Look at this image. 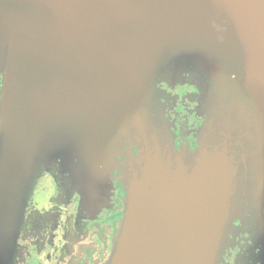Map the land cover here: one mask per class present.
<instances>
[{"label": "water", "instance_id": "obj_1", "mask_svg": "<svg viewBox=\"0 0 264 264\" xmlns=\"http://www.w3.org/2000/svg\"><path fill=\"white\" fill-rule=\"evenodd\" d=\"M163 80L203 94L189 164L156 139ZM1 83L0 264L40 175L95 209L132 144L107 264H220L238 219L264 240V0H0Z\"/></svg>", "mask_w": 264, "mask_h": 264}, {"label": "flooded vegetation", "instance_id": "obj_2", "mask_svg": "<svg viewBox=\"0 0 264 264\" xmlns=\"http://www.w3.org/2000/svg\"><path fill=\"white\" fill-rule=\"evenodd\" d=\"M163 126L156 133L160 148L182 162L192 163L201 147L202 127H207L198 92L188 84L160 82ZM142 165L136 144L117 157L109 178V191L101 194L95 209L84 205L82 192L61 184L45 172L36 181L21 217V229L10 264H103L123 218L128 181ZM230 244L220 264H264V240L254 237L247 222L234 224Z\"/></svg>", "mask_w": 264, "mask_h": 264}, {"label": "rangeland", "instance_id": "obj_3", "mask_svg": "<svg viewBox=\"0 0 264 264\" xmlns=\"http://www.w3.org/2000/svg\"><path fill=\"white\" fill-rule=\"evenodd\" d=\"M162 82H166V81H162ZM176 84H188V85H191V86H193V87H195L196 88V90H197V92H198V96H199V103L202 105V96H203V94H202V92H201V88H199L197 85H196V83L194 82V81H183V82H177ZM1 86H3V83H1L0 84ZM160 91V90H159ZM204 92V91H203ZM160 96H162V92H160ZM202 98V99H201ZM162 128H165V126H161ZM202 130H201V132L205 129V127H202L201 128ZM121 155V154H120ZM119 155V156H120ZM116 168H117V165H116V167H115V169L114 170H116ZM114 172V171H113ZM113 174V173H112ZM37 181V180H36ZM36 185V184H35ZM126 198H127V194H126ZM125 207H126V199H125V205H124V212H125ZM124 212H123V215H124ZM238 217H240V216H238ZM237 217V218H238ZM247 219V218H246ZM245 219V220H246ZM245 220H240V219H238L235 223H237V222H239L240 224H244V221ZM234 223V224H235ZM119 225H120V223L118 224V227H117V229H119ZM240 228H235V226H234V232L236 231V230H239ZM118 231V230H117ZM234 232H233V234H234ZM116 234H117V232H116ZM116 234H115V236H114V240L116 239ZM232 234V235H233ZM230 237V236H229ZM114 240H113V244H114ZM113 244H112V246H111V248H110V253H109V255L107 256V258L105 259V261H104V263L103 264H107L108 263V261H109V258H110V255L112 254V251H113ZM229 244H230V240H229ZM229 244H228V246H229ZM228 248V247H227ZM222 257H223V255H222ZM221 261H222V259H221ZM221 263V262H220Z\"/></svg>", "mask_w": 264, "mask_h": 264}, {"label": "trees", "instance_id": "obj_4", "mask_svg": "<svg viewBox=\"0 0 264 264\" xmlns=\"http://www.w3.org/2000/svg\"><path fill=\"white\" fill-rule=\"evenodd\" d=\"M254 237L256 238V236L254 235ZM258 240V239H257ZM259 241H261L262 242V240H259Z\"/></svg>", "mask_w": 264, "mask_h": 264}]
</instances>
